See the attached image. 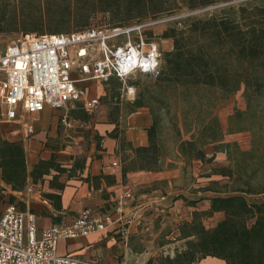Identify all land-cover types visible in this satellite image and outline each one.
<instances>
[{
    "label": "rangeland",
    "instance_id": "1",
    "mask_svg": "<svg viewBox=\"0 0 264 264\" xmlns=\"http://www.w3.org/2000/svg\"><path fill=\"white\" fill-rule=\"evenodd\" d=\"M233 3L252 5L264 3V0H239ZM132 4H134L132 0H0V42L22 32L39 34L50 32L55 27H61L58 31L73 30L74 25L83 16H87L89 25H113L116 23L114 22L116 18L127 16L126 8L132 7V18L126 20L152 21L153 23L147 28V35L155 36L162 53L170 50L172 48L171 39L161 38L160 35L168 25L179 20L180 17L174 16L189 10L182 8L172 14L162 13L154 17L138 19L134 16L136 10ZM123 38L124 36H120L118 39L122 40ZM72 76L78 77L79 75L74 72ZM129 82L137 87L138 96L136 99L131 100L121 96L122 83L114 75L100 81L81 82V88L89 86L88 93L99 96L98 106L87 112L81 107V103L76 101L67 107L52 109L51 114L58 116L57 134L53 138L47 136L42 143L48 144L52 149L62 148L65 150L68 158L64 164L61 163L70 168L71 165L82 163L89 150L93 151L98 146L102 148L104 138L110 133L116 140L113 156L121 170L123 166L130 167V161L137 157L133 147L139 145L127 138L129 111L134 108L136 100H140L150 108L151 116L155 119L154 141L157 152L161 156L159 170L177 172L178 182L172 183L173 188L177 189L172 191L171 185L163 180L140 185L127 184L132 187L133 199L127 200L123 205L141 206V211L132 217L136 218L139 224L136 225L137 230L130 234L133 235V238L128 242L133 249L150 250L154 255L148 263L150 264L154 258L158 264V261L164 257H173L187 247L186 238H184L178 244H169L168 250L175 245L173 254H164L162 248V246L167 247L166 244L176 238L181 239L180 226L183 222L192 220L194 210L199 211L196 219L200 220L205 228L214 227L224 217L222 210L210 211V198L233 194V192L227 191L232 186L231 179L227 175H222L220 169L231 166L234 161H228L226 153V158L223 161L218 160L216 151L221 147L214 148L211 144L205 147L206 156L203 160L184 159L180 154L179 141L189 139L191 132L184 133L182 113L188 111L192 115L193 104L198 103L200 98H196L195 95H188L183 99L176 97V93L172 89L164 87V84H158L145 74L131 76ZM2 111L3 107L0 105V136L3 134L21 136L22 134L16 131L11 122L3 120ZM61 114L67 115L66 124L61 121ZM213 115L220 123L223 141L234 143V146L228 147L231 156L238 157L237 150H248L251 146L250 131L259 127L260 129L264 128V91L253 96L248 105L244 88L241 86L214 108ZM74 116L78 118L76 119ZM101 119L114 122L110 131H103L100 128L98 130L99 126L96 123ZM132 119L133 116H131L130 125H132ZM36 124L41 126L42 119L39 118ZM261 143H264V137H262ZM55 159L60 162L58 156ZM52 173L54 172L50 171L47 175L51 176ZM63 174L64 177H69L70 174L73 178L80 177L79 168L65 171ZM258 176L261 175L258 174ZM260 179L264 181L263 177ZM125 180L123 177L122 182ZM250 181L255 183L256 177H252ZM155 189L162 193L169 191L171 200L164 202L165 200L161 198L155 199L154 195H145V192ZM198 191L205 192V195L200 197L209 199L207 208L196 203V197L200 195ZM243 195L249 203L260 202L264 199L263 193ZM41 196L44 197L43 191H41ZM174 200L177 201L174 202ZM125 210L129 212L132 209L125 207ZM71 214V212H65L55 221L67 220ZM254 220L255 217H251L246 222L251 225ZM255 239L253 247L246 254L249 259L247 264H259L260 254L264 255V239L262 240L260 234L255 235Z\"/></svg>",
    "mask_w": 264,
    "mask_h": 264
},
{
    "label": "trees",
    "instance_id": "2",
    "mask_svg": "<svg viewBox=\"0 0 264 264\" xmlns=\"http://www.w3.org/2000/svg\"><path fill=\"white\" fill-rule=\"evenodd\" d=\"M133 1L136 10L134 16L142 19L162 13L172 14L182 8L191 11L229 0ZM126 10L127 16L116 18L113 25L147 21L126 20L132 18V7ZM178 19L160 35L161 38L171 39L172 48L162 53L159 73L156 77L147 76L172 89L176 97L183 99L195 95L200 98L198 103L193 104L192 115L188 111L182 113L184 133L191 132L189 139L179 141V152L184 159L203 160L207 145L221 147L219 150L226 153L227 160L234 161L231 166L220 169L222 175L231 179L232 186L227 191L233 194L210 198V211L224 212V217L212 228H205L196 219L199 211L194 210L192 220L183 222L179 229L180 237L186 238L187 247L173 257H164L158 264H195L205 255L223 258L226 264H247L249 259L246 254L254 245L255 235L260 234L264 239V199L249 203L243 195L264 194V181L260 179L264 178V143H261L264 128L250 129V148L237 150L238 157H232L228 147L234 146V143L223 141V131L213 110L241 86L248 105L253 96L264 91V3L225 4ZM88 25L87 16H83L73 30ZM60 28L55 27L50 32H60ZM137 96L136 93L135 99ZM141 106L148 108L136 100L130 112ZM148 111L151 116L150 108ZM154 128L155 119L151 116V123L146 128L147 143L133 147L137 157L130 161V167L121 168L122 176L133 170L160 169L161 156L154 141ZM82 167L83 162L70 168L64 167L51 153L48 158H39L28 172L21 143L0 136L1 178L11 189H21L27 177L36 181L51 170L56 173L50 179V186L62 188L64 183L54 181L57 176ZM252 177H256L255 183H251ZM43 195L56 200L53 204L59 206L58 194L44 192ZM13 198L10 195V199ZM251 217H255V220L248 225L246 221ZM259 262L264 264L263 254H260Z\"/></svg>",
    "mask_w": 264,
    "mask_h": 264
},
{
    "label": "built area",
    "instance_id": "3",
    "mask_svg": "<svg viewBox=\"0 0 264 264\" xmlns=\"http://www.w3.org/2000/svg\"><path fill=\"white\" fill-rule=\"evenodd\" d=\"M153 22L126 25H88L84 28L45 33L22 32L0 42V105L5 121L45 107L59 109L81 101L93 110L99 96L88 93L81 82L104 80L114 75L121 83V96L134 99L137 87L130 77L137 74L156 77L162 50L147 28ZM124 36L122 40L118 39ZM79 76H72L73 73ZM67 116L62 115L66 124ZM26 133L33 124L25 122ZM118 167L117 160L111 162ZM33 185L26 187L27 192ZM132 187L120 184L114 191L119 207L133 199ZM113 221L100 207H83L68 223H52L39 229L36 214L22 209L16 201L7 202L0 213V264H109L87 260L72 253H59V240L87 235L105 229Z\"/></svg>",
    "mask_w": 264,
    "mask_h": 264
},
{
    "label": "crops",
    "instance_id": "4",
    "mask_svg": "<svg viewBox=\"0 0 264 264\" xmlns=\"http://www.w3.org/2000/svg\"><path fill=\"white\" fill-rule=\"evenodd\" d=\"M77 102L81 103V101ZM72 103H70V105ZM81 107L83 108L82 103ZM52 109L53 108L47 106L39 112L23 114L20 119L16 121H9L16 128V131L22 134L21 136L1 135V137L10 141H19L21 143L25 153V163L28 172L39 158H48L51 153H53L55 157L58 156L60 160L59 163L62 166H64L63 164L68 158L67 152L62 148L52 149L48 144L42 143L47 136L53 138L57 134L58 116L51 114ZM84 110L90 112L89 110ZM62 115L63 114H61L60 117L61 121ZM131 116H133L132 125H130ZM127 117V138L139 145L146 144V128L151 123V116L148 108L143 106L138 107L133 112L129 111ZM39 118L42 119L41 126L36 124ZM74 118L77 119L78 117L74 116ZM25 122L33 124L34 130L32 134L26 133ZM96 125L99 126L98 130L110 131L114 126V122L101 119ZM130 127L143 132V142L132 139L131 132L129 131ZM115 146V137L108 134V136L104 138L102 148L98 146L94 148L93 151L89 150L87 157L83 159V167L79 169L80 177H64V172L57 176L54 181L64 183L62 188L50 186V179H52L53 174L56 173L55 170H51L54 172L51 176L44 174L42 178H38L36 181H32L30 177H27L26 183L21 189H11L8 184L3 182L0 168V213L7 202L16 201L22 209L31 210L36 214V222L39 231L40 228L52 223L70 222L85 206L100 207L104 211L111 213L113 221L110 222L105 229L92 231L87 235L59 240L57 245L58 252L72 253L82 259L98 260L109 264H149V259H151L154 254L150 250L141 251L133 249L128 242L133 238V235L131 236L130 234H133L137 230L136 225L139 224V221L132 217H135V214L141 211V206L120 205L118 207L114 200V191L120 187L122 183L140 185L155 180L168 182L172 187V191H174L177 188H173V184L178 182V174L170 170H133L122 176L119 166L116 167L111 165V162L116 160L113 156ZM42 148L46 149L41 150ZM216 158L223 161L226 158L225 153L222 150H217ZM47 176L48 178H46ZM123 177L126 179L125 182H122ZM29 184L33 185L34 190L32 192L26 191V187ZM41 191H43V193L51 192L58 194L59 199L57 202L59 206H54L53 203L56 200L47 198L44 195V197H42ZM198 194L200 195L196 197V203H200L203 208H207L209 199L200 197L204 196L205 192L201 193L198 191ZM10 195L14 197L13 200L10 199ZM145 195H154L155 199L161 198L165 200L164 202L171 200L169 191L162 193L155 189L151 192H145ZM175 201L177 200H174V202ZM125 207L131 208L132 210L127 212ZM65 212L72 213L67 220L55 221L57 217H60V215ZM132 213H134L133 216H131ZM183 239L184 238H176L171 243L168 242V244H166L167 247L162 246L164 254H173L175 245L173 246L174 248L172 247V249L168 250L169 244H178L179 241ZM150 264H157L154 258ZM195 264H226V261L215 255H205L198 259Z\"/></svg>",
    "mask_w": 264,
    "mask_h": 264
},
{
    "label": "water",
    "instance_id": "5",
    "mask_svg": "<svg viewBox=\"0 0 264 264\" xmlns=\"http://www.w3.org/2000/svg\"><path fill=\"white\" fill-rule=\"evenodd\" d=\"M235 1H239V0H232V1H227V2H224V3L215 4V5H211V6H207V7H203V8H198V9H195V10H191V11H188V12H185V13L178 14V15H176L174 17L178 18V17H183V16H186V15H190V14H195V13H198V12H201V11L212 9V8L220 6V5L231 4V3L235 2Z\"/></svg>",
    "mask_w": 264,
    "mask_h": 264
},
{
    "label": "bare ground",
    "instance_id": "6",
    "mask_svg": "<svg viewBox=\"0 0 264 264\" xmlns=\"http://www.w3.org/2000/svg\"><path fill=\"white\" fill-rule=\"evenodd\" d=\"M129 131L131 132V137L132 139L138 141V142H143L144 141V135H143V132L136 129V128H133V127H130L129 128Z\"/></svg>",
    "mask_w": 264,
    "mask_h": 264
}]
</instances>
